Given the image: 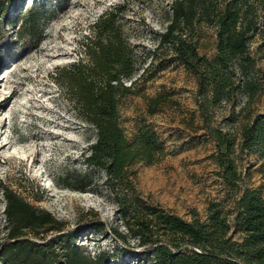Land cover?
Returning <instances> with one entry per match:
<instances>
[{"label":"trees","instance_id":"obj_1","mask_svg":"<svg viewBox=\"0 0 264 264\" xmlns=\"http://www.w3.org/2000/svg\"><path fill=\"white\" fill-rule=\"evenodd\" d=\"M15 1L0 0V48L8 42L4 22ZM121 11L115 7L99 16L81 43L83 56L54 77L77 116L95 129L85 161L104 171L126 232L96 213L87 225L110 234L122 247L121 257L128 253L148 264H264V195L240 187L243 176L234 159L237 136L215 123L216 111L225 105L231 123L243 115L239 148L264 155V73L250 49L255 38L264 40V0H174L160 35V46H170L196 79L202 127L215 143L214 159L234 198L230 212L211 202L205 219L195 212L191 221L148 201L137 189L133 167L158 163L167 146L152 124L143 122L132 137L121 124V100L136 93L132 79L137 70L136 51L119 23ZM44 12L42 1L27 7L16 34L19 45L38 38ZM201 23L215 28L211 57L202 55L195 42ZM164 101L163 93L147 97L149 112H157ZM89 177L79 174L76 182ZM90 185L67 186L86 192ZM5 197L8 231L0 242V264H108L117 256L87 255L77 243L84 226H69L13 190Z\"/></svg>","mask_w":264,"mask_h":264},{"label":"rangeland","instance_id":"obj_2","mask_svg":"<svg viewBox=\"0 0 264 264\" xmlns=\"http://www.w3.org/2000/svg\"><path fill=\"white\" fill-rule=\"evenodd\" d=\"M32 1L16 0L10 8L4 22L9 38L0 48V242L8 231L5 192L13 190L69 226H84L77 243L87 255L107 252L117 255L108 264H148L128 253L121 257L122 247L110 234L87 225L96 213L126 232L106 187L104 171L85 161L95 129L77 116L54 80L59 69L83 56L81 43L92 24L115 7L122 10L119 23L137 54L132 79L136 80V93L121 100V124L128 137L143 122L152 124L167 146V155L158 163L133 167L137 189L148 201L190 221L195 212L205 219L211 202H220L230 212L233 193L214 159L215 143L202 127L196 79L170 46L159 43L174 0H38L45 6L41 33L32 44L19 45L20 19ZM195 42L202 55L213 56L215 28L199 24ZM250 49L264 73V40L255 38ZM159 93L165 101L157 112L150 113L147 97ZM261 108L264 110V95ZM229 110L227 105L219 108L215 123L237 136L234 159L243 176L240 187L259 189L264 195V155L239 148L245 119L239 115L231 123ZM86 172L90 177L76 182ZM85 182L91 184L86 192L67 186L80 187ZM129 242L135 244L133 239Z\"/></svg>","mask_w":264,"mask_h":264}]
</instances>
